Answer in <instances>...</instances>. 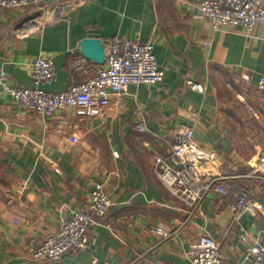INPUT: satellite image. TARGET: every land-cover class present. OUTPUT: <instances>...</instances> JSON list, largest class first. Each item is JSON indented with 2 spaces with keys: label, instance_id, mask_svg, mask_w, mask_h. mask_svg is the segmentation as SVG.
Masks as SVG:
<instances>
[{
  "label": "crops",
  "instance_id": "0c3cea01",
  "mask_svg": "<svg viewBox=\"0 0 264 264\" xmlns=\"http://www.w3.org/2000/svg\"><path fill=\"white\" fill-rule=\"evenodd\" d=\"M201 1L51 0L45 24L28 19L34 10L0 7V94L3 75L13 86L36 87L32 64L40 57L53 59L58 74L42 89L67 91L74 62L91 66L81 49L87 38L153 42L163 73L161 84L113 97L98 118L71 110L44 118L1 96L0 264H192L191 246L205 235L221 243L222 264H250L242 238L264 247L263 213L237 222L228 208L232 196L208 195L191 214L156 173V157L171 152L184 124L207 158L200 170L229 177L264 206V184L248 176L264 151V24L252 32L215 31L192 17ZM135 108L143 111L145 133ZM97 182L113 205L91 228L88 249L35 260L45 238L87 208Z\"/></svg>",
  "mask_w": 264,
  "mask_h": 264
},
{
  "label": "built area",
  "instance_id": "2783aa9c",
  "mask_svg": "<svg viewBox=\"0 0 264 264\" xmlns=\"http://www.w3.org/2000/svg\"><path fill=\"white\" fill-rule=\"evenodd\" d=\"M74 1L66 0V3ZM50 3L51 0H0V7L25 9ZM192 17L208 22L215 31L240 27L252 32L259 24H264V0H202ZM154 49L150 41L113 38L104 45V65L90 60L91 66L84 67L83 61H75L72 85L61 93L42 89L41 86L53 85L58 74L53 59L40 57L32 64L31 75L37 86H13L3 75L0 98L6 95L22 108L44 118L54 117L63 110H71L80 117L98 118L110 106L112 98L121 99L130 86L162 83L163 73L158 68ZM90 70L94 72L91 77L87 74ZM187 84L200 93L206 90L205 86L193 81ZM258 87L264 91V73L259 78ZM134 116L139 132H147L141 108L134 109ZM114 156L118 158L119 154L115 152ZM206 159L195 143L193 128L183 124L176 130L171 152L156 157L155 169L167 190L189 208L191 214L208 195L222 199L232 196L233 201L228 208L237 222L245 216L264 214V206H257L248 190H235L229 177L202 172L200 164ZM248 176L255 178L258 184H264V151ZM112 205V197L104 182H97L90 193L87 208L73 212L69 219L64 220L34 251L33 258L59 261L65 254L86 251L90 245L91 228L97 220L106 217ZM242 241L247 246L250 264H264L263 245L247 236ZM189 255L192 264L223 263L221 243L210 235L203 236L192 245Z\"/></svg>",
  "mask_w": 264,
  "mask_h": 264
},
{
  "label": "water",
  "instance_id": "95a60500",
  "mask_svg": "<svg viewBox=\"0 0 264 264\" xmlns=\"http://www.w3.org/2000/svg\"><path fill=\"white\" fill-rule=\"evenodd\" d=\"M83 55L99 65L105 63L104 44L96 38H87L81 42Z\"/></svg>",
  "mask_w": 264,
  "mask_h": 264
},
{
  "label": "rangeland",
  "instance_id": "374dc122",
  "mask_svg": "<svg viewBox=\"0 0 264 264\" xmlns=\"http://www.w3.org/2000/svg\"><path fill=\"white\" fill-rule=\"evenodd\" d=\"M27 9L29 11H33V10H34V12L36 11L35 13H30V15H32V16L28 15V19L32 18V20L34 19V21H35V17H37V18H39V21H42L44 24L48 21L47 14L51 12L50 4L34 5V6H30Z\"/></svg>",
  "mask_w": 264,
  "mask_h": 264
}]
</instances>
